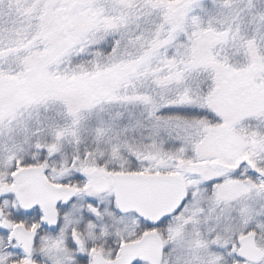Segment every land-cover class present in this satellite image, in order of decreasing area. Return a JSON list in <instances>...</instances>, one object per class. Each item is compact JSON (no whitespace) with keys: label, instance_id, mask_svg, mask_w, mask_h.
I'll list each match as a JSON object with an SVG mask.
<instances>
[{"label":"snow or ice","instance_id":"obj_1","mask_svg":"<svg viewBox=\"0 0 264 264\" xmlns=\"http://www.w3.org/2000/svg\"><path fill=\"white\" fill-rule=\"evenodd\" d=\"M0 264H264V0H0Z\"/></svg>","mask_w":264,"mask_h":264}]
</instances>
